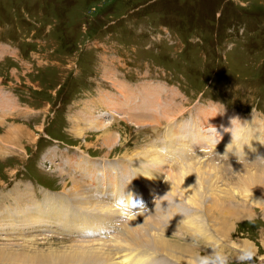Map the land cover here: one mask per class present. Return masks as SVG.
Segmentation results:
<instances>
[{
	"label": "rangeland",
	"instance_id": "obj_1",
	"mask_svg": "<svg viewBox=\"0 0 264 264\" xmlns=\"http://www.w3.org/2000/svg\"><path fill=\"white\" fill-rule=\"evenodd\" d=\"M0 47V264H62V258L79 245L101 248L102 243L107 244L106 254L114 258L92 264H112L121 256L133 257L126 253L139 248L122 244L126 243L124 237L119 238L122 235L117 236L120 240L108 239L102 227L113 231L110 214H103L107 223L83 230L92 235L97 231L107 236L105 240L71 233L69 229L80 224L69 225L66 216L55 225L47 222L39 188L35 185L26 191L28 173L58 191L59 208L75 217L94 211L84 204L86 198L97 202V198L104 201L114 195L117 179L120 188L132 181L136 191L145 185L136 179H154L155 188L166 181L162 179H169L161 190L168 197L165 207L176 212L173 218L161 222L157 213L143 215L160 223L156 233L177 251L160 254L153 247H140L145 248L138 249L144 254L136 256L146 264H163L153 260L155 255L169 264H192L194 255H207L216 245L229 257V264H238V250L244 245L264 259V213L249 219L241 209L246 205H240L247 202L264 211V175L257 172L264 170L260 157L264 148L259 149L264 137L258 132L262 124L257 122H264V0H0ZM129 80L141 87L137 103L129 101L134 99ZM107 92H119L122 98L126 94L125 103L118 101L122 113L111 124L107 112H95L96 106L117 105L107 95L101 98ZM205 104L230 111L241 120L252 115L243 122L251 128L225 116L221 124H212L224 134L213 135L222 146L206 135L211 127L199 126L167 129L170 134L155 142L176 120ZM205 113L196 109L191 113L192 123L202 122ZM49 138L68 144L57 143L49 149ZM234 142L236 147H232ZM245 144L261 150L260 156L250 151L228 158L210 153L214 146L225 148L224 154L227 146L228 154L237 153ZM158 154L161 164L154 160ZM167 155L174 161L167 160ZM100 156L116 161L110 167L98 165L92 159ZM187 169L194 170V175L197 169L200 174L207 171L205 180L191 176L194 185L203 189L200 207L189 204L184 189L179 187L183 196H177L173 187L180 182L178 176H187ZM246 180L260 189L251 192ZM156 192L153 196L149 192L152 197L147 206ZM46 194L53 198L54 193ZM21 211L27 220L20 222L21 215L13 220ZM224 213L233 215L231 220L224 219L226 223L220 217ZM93 219L89 217V226L95 225ZM191 219L197 228H190ZM138 223L127 232L139 227L137 231L145 235L142 219ZM198 223L206 228L202 231ZM54 226L62 231L50 232ZM118 242L122 247H110Z\"/></svg>",
	"mask_w": 264,
	"mask_h": 264
},
{
	"label": "bare ground",
	"instance_id": "obj_2",
	"mask_svg": "<svg viewBox=\"0 0 264 264\" xmlns=\"http://www.w3.org/2000/svg\"><path fill=\"white\" fill-rule=\"evenodd\" d=\"M3 49L0 47V51H2ZM128 89H129V91L131 92V94L133 95V93H132V91H131V88H129L128 87ZM124 95V98H121L120 100H122V101H124L125 102V95L126 94H123ZM18 127V126H17ZM20 129V128H19ZM22 129V128H21ZM220 129V128H219ZM222 129V128H221ZM11 130V129H10ZM9 131V130H8ZM7 131V132H8ZM209 131V130H208ZM243 131V130H242ZM11 132V131H10ZM23 132V131H22ZM240 132H241V129H239L237 132H236V134H235V136L234 137H236L238 134L240 135ZM217 133L219 134V135H221V136H224V134L222 133V132H218V130H217ZM7 134V133H6ZM22 134V133H21ZM19 135V134H18ZM206 135L207 136H210V132H206ZM212 135H214L215 137L217 136L216 134H212ZM242 135V134H241ZM12 136V135H11ZM198 136H200V135H198ZM107 137L110 139L111 138V136L110 135H107ZM193 137V136H192ZM238 137V136H237ZM236 137V138H237ZM258 137V136H257ZM4 138V137H3ZM263 138V137H262ZM172 139V138H171ZM239 139H241V138H239ZM239 139H236L237 141L239 140ZM206 140V139H205ZM247 140V139H246ZM261 141L259 142V144H260V146H259V149H263L264 148V141H262V139H260ZM192 141L193 142H195L196 141V138L195 137H193L192 138ZM191 141V142H192ZM235 141V140H234ZM236 142V141H235ZM235 142L233 143V145H232V147H234L235 146ZM231 144H232V142H230ZM113 145V144H112ZM111 145V146H112ZM240 145H241V143H240ZM236 147V146H235ZM239 147V146H238ZM176 148V147H175ZM182 149V148H181ZM186 150V149H185ZM184 150V151H185ZM224 150H225V148H224ZM236 150V149H235ZM257 150V149H256ZM155 151V150H154ZM153 151V152H154ZM157 151V150H156ZM158 151L160 152V149H158ZM163 151H164V149H163ZM167 151V150H166ZM183 151V152H184ZM187 151V150H186ZM162 152V151H161ZM188 152V151H187ZM173 153H175V152H173ZM185 153V152H184ZM183 153V154H184ZM166 154V153H165ZM178 154V153H177ZM182 154V155H183ZM246 155V154H245ZM184 156V155H183ZM165 159V158H164ZM154 160L155 161H158L159 162V164H161L162 162H163V160H162V158H161V155L160 154H158V156H157V158L156 157H154ZM167 160H172V159H170V157L167 155ZM176 160V159H175ZM172 161H174V160H172ZM167 166V165H166ZM192 166H193V164H192ZM194 167V166H193ZM195 169V168H194ZM162 170V169H161ZM188 170V172H189V170H190V172L188 173L187 172V176H182L183 177V179H184V182H181L183 179L181 178V177H179L178 176V184H175V185H173V187L174 188H176L177 190H176V192H177V196H181L182 194H180V193H178V192H180V191H178L179 190V187H180V190H181V188L182 189H184L185 190V192H186V194H185V196H186V198L188 199V201H190V205H193V206H199V204H200V200H201V198H200V196H201V190H203V189H200V188H202V187H200L198 184H196L197 186H195L194 184H195V180L193 181L192 179H191V176L192 175H194L193 174V171H192V169H187ZM186 170V171H187ZM47 171V170H46ZM197 172H196V174L194 175L197 179H199V180H205V179H207V177L204 175V173L206 174L207 173V171H204V173H201L200 174V171H199V169H197L196 170ZM258 172V174H261V175H264V170H262V171H257ZM188 174H189V176H188ZM212 175H213V178H214V174L212 173ZM202 176V177H201ZM160 178V177H159ZM193 178V177H192ZM196 179V180H197ZM246 179V178H245ZM151 180V179H150ZM154 180V179H153ZM214 180V179H213ZM155 181V180H154ZM177 181V180H176ZM175 181V182H176ZM247 181V180H246ZM161 182V181H160ZM201 182H203V181H201ZM205 182V181H204ZM215 182L216 181H213V185L215 186ZM182 183V186H180V184ZM160 184V183H159ZM203 184V183H202ZM247 186L250 188V189H253V191H251V192H254V190H255V192H256V189H260V187H258V186H254V184H250L248 181H247ZM186 187L188 188L187 190H186ZM172 188V187H171ZM212 189V188H211ZM211 189H209V190H211ZM215 189V188H214ZM67 190V189H66ZM79 188H76L75 189V193H77L78 194V192H79ZM67 191H69V190H67ZM83 192V191H82ZM153 192V191H152ZM72 193H74V192H72ZM81 193V192H80ZM7 195H8V192L6 193ZM70 194V193H69ZM47 195V194H46ZM183 196V195H182ZM94 199H96V197L95 196H92ZM77 198V197H76ZM184 198V197H183ZM182 198V199H183ZM185 198V199H186ZM47 199H48V201H52V199L51 198H49L48 196H47ZM84 200V199H83ZM93 200V199H92ZM97 202H93V201H89V200H87V198H86V200L84 201L85 203L84 204H86V206H87V204H89V206L91 207V206H93V207H91V209H94V210H98L99 212L100 211H102L103 212V214L104 213H106V211L107 212H109L110 214H112V213H118V211H116L115 209L116 208H112L111 206H109V205H107V204H105V202L104 201H100L99 200V198H97ZM174 201V200H173ZM181 201V200H180ZM184 201V200H183ZM187 201V202H188ZM73 202V201H72ZM176 203H177V201H175ZM179 202V201H178ZM185 202V201H184ZM83 204V203H82ZM112 204V203H111ZM180 204H183V203H181L180 202ZM107 205V206H106ZM184 205V204H183ZM183 205H181V207L183 206ZM203 205H204V203H203ZM88 206V207H89ZM112 206H113V204H112ZM169 206H170V204H169ZM185 206V205H184ZM200 207V206H199ZM34 208V207H33ZM43 209H44V207H42ZM39 210H40V208H38ZM42 209V210H43ZM215 210V209H214ZM41 211V210H40ZM39 211V212H40ZM216 211V210H215ZM36 212V211H35ZM44 212V211H43ZM42 212V213H43ZM216 213H217V211H216ZM40 214V213H39ZM49 214H53L52 212H49ZM192 215H193V212L191 213ZM218 214V213H217ZM43 214H41V216H42ZM195 215V214H194ZM219 215V214H218ZM41 216H40V218H41ZM57 216H59V215H57ZM118 216H120L119 214H118ZM149 216H152V215H150L149 214ZM189 216V215H188ZM228 217H226V215H225V213L224 214H221V218L223 219V221L225 222V218L226 219H228V220H231L230 219V217H233V215H227ZM37 217H39V215L37 216ZM43 217H45V216H43ZM14 218H15V216L13 217V220H14ZM147 217L145 216V215H140L139 216V219H138V221H140L141 219H142V221H143V226H144V228L142 229L143 230V232L144 231H146L147 233L146 234H148V235H142L140 232H138L139 231V227H136V230H131V231H128L127 232V230H126V228H127V226L125 227V231L127 232H125L124 233V235H122V236H120L119 238H121V237H124V239L126 240L125 242L126 243H122V244H127V246L128 247H130V248H132V247H134V246H136V247H139V248H135V250H131V252L130 253H126V255H132L133 257H130V256H123L124 258H122V256H121V260H117V262H115V260H113V262L114 263H112V264H146V262L144 261V259L143 258H141V257H139V256H136L137 254L139 255V254H141V255H143L144 254V252H141V250L140 251H138V249H145L147 246L151 249V247H153V248H155L156 249V251H158V252H160V254L161 253H164L165 252V254H171V253H174V251H177V248L176 247H173L171 244H170V242H169V240H167V239H164V238H162L159 234H157L156 233V229H158L159 228V226H157V225H159L160 223H157L155 220H153V219H146ZM191 218V217H190ZM195 218V217H194ZM11 219H12V217H11ZM121 219H123L122 218V216H120L119 217V220H121ZM134 219V218H133ZM132 219V220H133ZM186 219H188V218H186ZM185 219V220H186ZM196 219V218H195ZM38 220V219H37ZM41 220H42V218H41ZM46 221V220H45ZM191 222H189V226H190V228H191V226L192 225H194V227L193 228H197V224H195V223H193V222H195L194 221V219L192 220H190ZM218 221H219V218H218ZM43 222H44V220H43ZM42 222V223H43ZM47 222H49V221H47ZM159 222V221H158ZM228 222V221H227ZM14 223H15V221H14ZM14 223H13V226H14ZM50 223V222H49ZM186 223V222H185ZM226 223V222H225ZM225 223H224V225H225ZM28 224H30V222L28 223ZM41 224V223H40ZM39 224V225H40ZM157 224V225H156ZM177 224H179V223H176V225H173V226H178ZM200 226H198V227H200V228H203V229H201L202 231L206 228V226L205 225H201L200 223H198ZM55 225V224H54ZM56 225H58V224H56ZM139 225V223H137V226ZM187 225V224H186ZM228 225V227L227 228H229L230 226V224H227ZM32 226V225H31ZM30 226V227H31ZM34 226V225H33ZM81 226V225H80ZM223 226V225H222ZM221 226V227H222ZM36 228V227H35ZM189 228V227H188ZM84 229V228H83ZM224 229V228H223ZM138 230V231H137ZM153 230V231H152ZM228 230V229H227ZM140 231H141V229H140ZM152 231V232H151ZM95 233L94 234H98V232L97 231H94ZM142 232V231H141ZM226 232V231H225ZM92 240V239H91ZM104 240H105V238H104ZM139 240H144V242L142 243V242H138ZM105 242V241H104ZM111 243V242H110ZM121 242H118V244H116V243H114L115 245H117V248H119V246L120 247H122L121 246V244H120ZM99 244V243H98ZM106 243H102V244H100V246L99 247H101V248H89V247H86V246H84V245H79L77 248H76V250H73L72 249V251L71 252H69L68 253V255L67 256H64L63 258H62V264H68L69 262L70 263H73V262H78L79 264H80V261H82V263H84V264H86V263H90V260H92L91 261V264L92 263H96V262H100L101 260L100 259H104L106 262H110V259H112V258H114L113 256H108L107 254H106V252H105V250H106V248H107V244L105 245ZM124 245V246H125ZM134 245V246H133ZM89 246V245H88ZM93 246H95V244L93 245ZM111 246V245H110ZM140 247H145V248H140ZM147 247V248H148ZM127 248V247H126ZM129 249V248H128ZM125 250V249H124ZM136 250H137V252H136ZM147 250V249H146ZM145 250V251H146ZM107 251V250H106ZM110 251V250H109ZM121 251V250H120ZM126 251V250H125ZM108 253H110V252H108ZM181 253V252H180ZM111 255V254H110ZM115 255H117V257H118V255H119V251L118 250H116V254ZM145 255H146V258L148 259V256H147V252L145 253ZM177 255V254H176ZM179 255V254H178ZM193 255V254H192ZM170 257H172L171 255H169ZM5 257V256H4ZM185 258V257H184ZM4 259V258H3ZM3 259H2V261H3ZM29 259V258H28ZM102 259V260H103ZM118 259H119V257H118ZM192 259V258H191ZM100 260V261H99ZM37 261V260H36ZM178 261V260H177ZM45 262H46V260H45ZM185 262V261H184ZM49 263V262H48ZM103 263V262H102ZM186 263H188V262H186ZM111 264V263H110ZM188 264H191V263H188ZM193 264V263H192Z\"/></svg>",
	"mask_w": 264,
	"mask_h": 264
},
{
	"label": "clouds",
	"instance_id": "obj_3",
	"mask_svg": "<svg viewBox=\"0 0 264 264\" xmlns=\"http://www.w3.org/2000/svg\"><path fill=\"white\" fill-rule=\"evenodd\" d=\"M210 136L212 137L213 143H219L215 141V138L212 134L219 135L216 128L211 127L209 130ZM220 136V135H219ZM225 158H228V146L226 152L222 155ZM120 202L126 205V211L124 213V219L131 220L137 215L142 214V209L146 208L143 204L142 199H137L132 193L123 194L120 198ZM194 246H198L194 240ZM212 251L207 255H201L197 253L192 257L193 264H229V257L221 250L219 245L214 246ZM239 255L237 257L238 264H250V262L256 257V250L250 246L244 245L239 248Z\"/></svg>",
	"mask_w": 264,
	"mask_h": 264
}]
</instances>
